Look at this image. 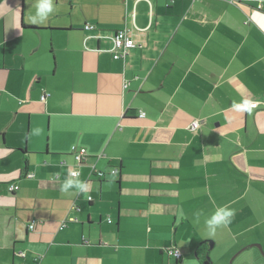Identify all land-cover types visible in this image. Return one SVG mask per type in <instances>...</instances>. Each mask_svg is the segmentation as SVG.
Wrapping results in <instances>:
<instances>
[{
  "label": "crops",
  "instance_id": "obj_1",
  "mask_svg": "<svg viewBox=\"0 0 264 264\" xmlns=\"http://www.w3.org/2000/svg\"><path fill=\"white\" fill-rule=\"evenodd\" d=\"M31 4L0 0V264H203L218 247L264 264V0H55L43 25ZM119 29L137 45L117 60ZM69 169L87 194L60 191ZM220 206L235 216L207 237Z\"/></svg>",
  "mask_w": 264,
  "mask_h": 264
},
{
  "label": "clouds",
  "instance_id": "obj_2",
  "mask_svg": "<svg viewBox=\"0 0 264 264\" xmlns=\"http://www.w3.org/2000/svg\"><path fill=\"white\" fill-rule=\"evenodd\" d=\"M35 11L31 16V23L34 25L45 24L49 17L55 12V0H34L31 4ZM244 105L251 104V107L256 105L251 101H243ZM233 108L237 110H250L249 108H241L239 105L233 104ZM3 158V157H0ZM79 159V157H77ZM80 173L78 170L69 169L68 178L60 185V191L67 193L75 191L78 194H87L89 192V183L86 180L79 179ZM196 223H199L201 216H204L203 210H198L193 213ZM235 216V210L228 206L217 207L211 214L204 219V226L207 230V237L214 238L218 229L227 227L232 223Z\"/></svg>",
  "mask_w": 264,
  "mask_h": 264
},
{
  "label": "built area",
  "instance_id": "obj_3",
  "mask_svg": "<svg viewBox=\"0 0 264 264\" xmlns=\"http://www.w3.org/2000/svg\"><path fill=\"white\" fill-rule=\"evenodd\" d=\"M86 29H91V30H94V29H97L96 25L95 24H86L85 26ZM131 33H129L126 29H119L112 32V41H113V57L115 59H121V58H124L127 53L129 52V50L133 47H135L137 44L134 40V38L130 35ZM45 97V96H44ZM255 104V103H254ZM141 116H144V112H142L140 114ZM199 126V123L197 121L193 122V124L191 125L192 128H196ZM74 153H75V157H79V161H82L83 158L86 157V149L85 148H81V149H77V148H74ZM79 171V170H78ZM117 171V169H113V173H115ZM80 173V171H79ZM100 176L103 175V173L101 171L98 172ZM19 186L16 185V184H12L10 186V190H16L18 189ZM31 228H34L35 227V222H33V224H31L30 226ZM170 253L177 259L181 258L182 256V252L179 248H172L170 250Z\"/></svg>",
  "mask_w": 264,
  "mask_h": 264
},
{
  "label": "rangeland",
  "instance_id": "obj_4",
  "mask_svg": "<svg viewBox=\"0 0 264 264\" xmlns=\"http://www.w3.org/2000/svg\"><path fill=\"white\" fill-rule=\"evenodd\" d=\"M242 248L243 247H241V248H239L238 250H237V252H239V250H242ZM249 249H246V250H244L242 253H240L238 256H237V258H235L234 260H235V262L233 261V263L234 264H239V263H242V264H244V263H248L249 264V262H250V258H248L247 257V254H248V252H250V251H248ZM237 252H235L234 254H232V256L229 258V260H228V263L227 264H230V260H231V258L237 253ZM225 252L221 249V248H214V249H212L211 250V253L210 254H208V255H206V257L208 258V257H210V259H211V261L213 262V264H224L225 263V261H226V257H227V254H224ZM264 255V254H263ZM232 263V264H233Z\"/></svg>",
  "mask_w": 264,
  "mask_h": 264
},
{
  "label": "water",
  "instance_id": "obj_5",
  "mask_svg": "<svg viewBox=\"0 0 264 264\" xmlns=\"http://www.w3.org/2000/svg\"><path fill=\"white\" fill-rule=\"evenodd\" d=\"M251 246H257V247H259L260 249H261V251H263V247H262V245L261 244H252ZM246 249V247H243L242 248V250H239V252H237L232 258H231V260H230V264H232L233 263V261H234V259L236 258V256L241 252V251H243V250H245ZM208 259H210V257H208Z\"/></svg>",
  "mask_w": 264,
  "mask_h": 264
},
{
  "label": "trees",
  "instance_id": "obj_6",
  "mask_svg": "<svg viewBox=\"0 0 264 264\" xmlns=\"http://www.w3.org/2000/svg\"><path fill=\"white\" fill-rule=\"evenodd\" d=\"M85 26H86V25H85ZM85 26H84V29H85V30H89V31H91V29H86ZM94 30H95V29H94ZM203 264H213V263L211 262V260H209V259H207V257H205V259H204V261H203Z\"/></svg>",
  "mask_w": 264,
  "mask_h": 264
}]
</instances>
